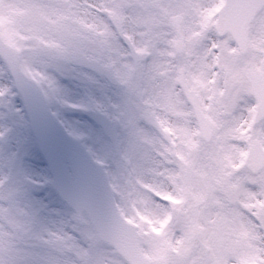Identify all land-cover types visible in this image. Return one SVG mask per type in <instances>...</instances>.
Segmentation results:
<instances>
[{"label":"snow or ice","instance_id":"6c2138e0","mask_svg":"<svg viewBox=\"0 0 264 264\" xmlns=\"http://www.w3.org/2000/svg\"><path fill=\"white\" fill-rule=\"evenodd\" d=\"M0 108V264H264V0H0Z\"/></svg>","mask_w":264,"mask_h":264},{"label":"rangeland","instance_id":"374dc122","mask_svg":"<svg viewBox=\"0 0 264 264\" xmlns=\"http://www.w3.org/2000/svg\"><path fill=\"white\" fill-rule=\"evenodd\" d=\"M61 83L68 85L69 93H68V100L69 102H80L85 97V87L82 84L79 83H69L68 80L62 79ZM17 101H19V96L16 98ZM3 109L0 108V112H2ZM83 110H74V109H62L61 115L64 117V119L79 123L80 125H94L93 123H89L82 115ZM2 117H0V123H2ZM5 144H2L0 142V150L4 148ZM100 158H103V153H98Z\"/></svg>","mask_w":264,"mask_h":264},{"label":"water","instance_id":"95a60500","mask_svg":"<svg viewBox=\"0 0 264 264\" xmlns=\"http://www.w3.org/2000/svg\"><path fill=\"white\" fill-rule=\"evenodd\" d=\"M30 87H31V85H28V87L26 88V94L28 96L36 97L34 94H32V93L29 92ZM35 108H36V117H35L36 126L38 128H41L44 131L49 132L51 135H53L56 138V140L58 141V143L60 144L62 151L67 152V153H73L72 152L73 149H75V148L76 149H80L65 134L62 135V134H58V133H54V132L51 133L50 124L48 123V120L46 118V113L44 111L42 112L43 109L41 110V109L37 108L36 106H35ZM66 143L68 144L69 149H66V147H68ZM74 151H76V150H74ZM78 152H76L75 154L78 157H80V154ZM84 155L86 157L87 153L84 152ZM84 165L86 166V168L88 169V171L90 172V174L94 177L93 165H92V163L89 161V159L87 157H86V161H85V164Z\"/></svg>","mask_w":264,"mask_h":264}]
</instances>
